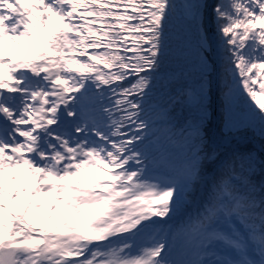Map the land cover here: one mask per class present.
Masks as SVG:
<instances>
[{
    "label": "snow or ice",
    "instance_id": "1",
    "mask_svg": "<svg viewBox=\"0 0 264 264\" xmlns=\"http://www.w3.org/2000/svg\"><path fill=\"white\" fill-rule=\"evenodd\" d=\"M262 101L264 0H0V264H264Z\"/></svg>",
    "mask_w": 264,
    "mask_h": 264
},
{
    "label": "trees",
    "instance_id": "2",
    "mask_svg": "<svg viewBox=\"0 0 264 264\" xmlns=\"http://www.w3.org/2000/svg\"><path fill=\"white\" fill-rule=\"evenodd\" d=\"M177 2H179V0H177ZM184 71H185V69H184L183 64L181 63V61H179L176 58L175 45L173 44V50L170 52L169 59H168V61L165 64V73L168 76H171L172 74H175L176 78L183 79V78H186V75H185V77H181V73L184 72ZM167 91H168L167 81L165 80L163 86L158 85L154 93H158V95L161 98V97L164 96V94ZM160 98H158L157 100H159ZM262 102H264V101H262ZM179 220L180 219H177V220L172 221V222H170L168 224H161V228L165 232V228L168 225H170L172 223H178Z\"/></svg>",
    "mask_w": 264,
    "mask_h": 264
},
{
    "label": "rangeland",
    "instance_id": "3",
    "mask_svg": "<svg viewBox=\"0 0 264 264\" xmlns=\"http://www.w3.org/2000/svg\"><path fill=\"white\" fill-rule=\"evenodd\" d=\"M5 48L10 49L12 51L15 47L10 42H7V46H5ZM158 98H160L158 93H154V100H157ZM42 199H45V198H42Z\"/></svg>",
    "mask_w": 264,
    "mask_h": 264
},
{
    "label": "water",
    "instance_id": "4",
    "mask_svg": "<svg viewBox=\"0 0 264 264\" xmlns=\"http://www.w3.org/2000/svg\"><path fill=\"white\" fill-rule=\"evenodd\" d=\"M256 147H257V148L259 147V142H256Z\"/></svg>",
    "mask_w": 264,
    "mask_h": 264
},
{
    "label": "bare ground",
    "instance_id": "5",
    "mask_svg": "<svg viewBox=\"0 0 264 264\" xmlns=\"http://www.w3.org/2000/svg\"><path fill=\"white\" fill-rule=\"evenodd\" d=\"M180 220H183V218H181Z\"/></svg>",
    "mask_w": 264,
    "mask_h": 264
}]
</instances>
